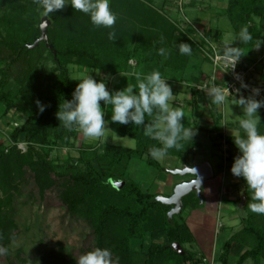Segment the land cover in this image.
I'll return each instance as SVG.
<instances>
[{"label":"trees","instance_id":"16d2710c","mask_svg":"<svg viewBox=\"0 0 264 264\" xmlns=\"http://www.w3.org/2000/svg\"><path fill=\"white\" fill-rule=\"evenodd\" d=\"M154 1L110 0V8L118 16L112 29L94 26L89 15L70 5L65 11L61 9L46 16L50 21L47 39L55 51L54 55L44 41L33 48L29 47L39 38L41 18L44 17L37 0H0L1 115L5 116L13 108L16 98L32 111L20 124L10 121L11 144L7 148H0V247L8 249L4 256L10 264L15 262L9 246L18 236V226L14 220L16 201L30 186L29 193L35 192L39 202L47 195L54 194L65 209V216L85 218L93 240L89 251L95 248L110 249L119 264H200L197 256L182 249L193 239L188 226L177 221L175 216L168 218L171 206L156 201L155 194L146 192L140 184L127 177L133 159L162 169L149 154L151 147H159L160 144L144 136L142 127L111 122L112 110L104 106L105 120L110 130L119 136L134 139V148L81 145L77 158H68L60 163L51 161L47 153L57 143H68L77 138L78 126L66 128L56 116L59 105H63L64 100L72 99L81 79L70 76L68 65L73 61L110 75L134 72L129 77L130 85L137 83V74L146 75L153 70H158L165 79L184 82L187 88L200 84L203 61L199 53L204 61L208 59L191 36V26L181 24L184 28L171 23L167 17L152 9ZM221 1H225V5L216 11V17H225L229 28L226 31L217 26L207 30L202 28L203 34L218 45L219 53L224 54L223 50L229 44L239 47L243 53L248 48L254 49L258 40L263 42L264 0ZM198 3L203 2L189 0L186 6L192 8ZM189 22L198 24L192 19ZM242 27H247L252 34L251 42L245 44L238 41ZM113 30L116 33L115 41L108 38L109 31ZM187 33L190 37H187ZM224 33L232 36L228 43L223 39ZM180 43L191 45V55L179 53ZM161 48L165 50L163 56L159 54ZM130 59L135 60L137 67L128 65ZM47 60L53 63V67L44 74L43 64ZM262 63L260 59L259 65ZM43 78L54 80V85L43 87ZM37 100L46 106L43 113L37 107ZM190 101L192 107L197 109V91L191 93ZM208 103L213 111V121L218 124L220 115L215 111L216 104L210 99ZM101 104L103 106V102ZM145 120L150 122L152 117L146 116ZM260 120L259 131L264 133V115ZM183 124L185 128L191 126L186 116ZM195 129L198 127L195 126ZM210 135L215 145L216 140L222 137L221 133ZM233 136L224 138L230 146V157L237 156ZM193 139L185 142L184 150H169L168 156L179 159L183 166L192 167L193 148L199 145ZM20 143L25 144V151L18 148ZM118 181H124L120 189L112 184ZM241 181L245 207H251L252 193L245 181ZM199 203L200 198L195 192L182 199L183 208L193 209ZM242 230L254 238L255 243L238 256L235 264H244L247 260L264 264V214L248 213ZM147 234L163 241L151 242L143 247ZM174 243L181 246L183 254L174 249ZM235 249L236 244L230 239L224 241L220 246L218 261L229 264ZM21 254V248L14 252L16 262H23ZM57 263L66 264L63 259Z\"/></svg>","mask_w":264,"mask_h":264},{"label":"rangeland","instance_id":"374dc122","mask_svg":"<svg viewBox=\"0 0 264 264\" xmlns=\"http://www.w3.org/2000/svg\"><path fill=\"white\" fill-rule=\"evenodd\" d=\"M189 0H155L152 9L167 17L171 23L181 27L190 19L195 20L198 24L194 25L202 33V28L209 29L217 26L226 31L229 28L228 21L225 17H216V11L225 5V1L221 0H202V4L198 3L195 7L189 8L186 3ZM201 1V0H197ZM70 2V0H69ZM185 4V5H184ZM69 5L62 10L65 11ZM185 28V27H184ZM194 29L191 36L197 42L200 35H197ZM193 30V29H191ZM204 30V31H206ZM187 37H190L186 34ZM264 37V29H263ZM231 34L224 33L225 42L231 40ZM214 42V41H212ZM264 43V39H263ZM220 46V45H219ZM221 47V46H220ZM220 49V48H219ZM247 51V50H246ZM244 51L242 61L246 68L252 67L250 77L255 85L264 86V59L259 65V59H254L260 54L264 55V44L259 48ZM202 75L199 82L211 81L213 69L208 60L202 59ZM254 59V60H253ZM131 68H135L134 59L128 61ZM53 63L50 60L43 64V73L46 74ZM70 76L78 79L85 75L91 74L95 79H105L109 91L124 89L129 84V77L134 72L119 73L115 75L102 73L94 68L82 66L75 61L68 65ZM98 73V74H97ZM217 86H224L228 81L227 75L220 70L216 71ZM42 85L48 88L54 85L52 79H42ZM173 90V98L170 101L171 106L182 108L185 116L190 120L189 128L196 130L194 141L199 144L193 148L192 165H200L208 162L213 168V177L208 179L202 188V202L196 208L185 207L175 216L180 223H184L190 229L193 237L192 242L184 244L185 249L200 259V264H221L218 261L221 244L230 239L236 244V249L229 259V264H235L238 256L246 249L251 248L255 241L254 238L245 234L242 230L248 213H254L250 207H245V199L242 201L241 193L243 192V183L241 178H237L233 185L237 184V190L228 182L226 173L231 169L235 157H230V149L226 154L223 153L221 140L227 136L237 137L243 136L244 132L239 127V121L244 117L243 111L238 105L237 99L228 98L223 105H216L219 115L218 124L213 121V111L210 109L211 97L208 95L210 89H197L196 85L186 87L184 82L175 79L168 80ZM199 84V83H198ZM198 92L199 102L198 108L194 109L191 105V93ZM201 97V98H200ZM110 110L111 106H107ZM104 111V110H103ZM105 112V111H104ZM263 108L258 110L261 117ZM32 114V111L20 103L16 98L13 108L5 115H1L0 111V148H7L11 144L10 132L12 126L10 121L22 123ZM203 129V130H199ZM222 134L213 144L211 135ZM220 141V143H219ZM81 145L100 148L103 145H119L128 148L135 147V141L129 137H122L110 130L108 123L105 126L104 136L99 139L86 138L80 129L77 132V138L71 139L68 143H57L47 150L48 158L60 163L68 158H77L78 148ZM229 145V144H228ZM235 153L238 149L233 144ZM230 147V146H229ZM18 148L22 151L26 150L25 144H18ZM162 169L154 168L146 164L143 160H131L127 177L132 181L141 185L143 190L156 196H169L173 192L175 185L189 181L193 176H179L169 173L170 170L183 168L180 160L175 157L167 156L162 160H157ZM225 177V179H224ZM224 179V182H223ZM240 180V182H239ZM113 186L120 189L124 181L112 182ZM234 189V190H233ZM31 186L26 188L22 195L16 201V209L14 212V220L18 226V236L10 244L9 249L15 263L13 264H58L57 261L63 259L66 264H77L81 253H86L92 248L91 229L85 218L65 216V209L61 206L55 195H47L41 202L38 201L35 192L29 193ZM221 190V193H220ZM236 190V191H235ZM235 191V192H234ZM155 196V197H156ZM197 196V195H196ZM245 207V209H244ZM145 235L143 247L151 242L161 243L163 239L151 238ZM21 248L23 254V262L15 260L14 252ZM88 249V250H87ZM0 264H10L4 255H0ZM244 264H254L252 260H247Z\"/></svg>","mask_w":264,"mask_h":264},{"label":"clouds","instance_id":"9594fccd","mask_svg":"<svg viewBox=\"0 0 264 264\" xmlns=\"http://www.w3.org/2000/svg\"><path fill=\"white\" fill-rule=\"evenodd\" d=\"M37 3L44 16L70 5L73 9L89 15L92 24L96 27L112 29L118 19L117 13L110 8V0H70V2L69 0H37ZM108 38L112 41L116 40L114 30L109 31ZM252 40L253 36L247 27H242L238 41L246 44ZM261 43L262 41L258 40L254 48H259ZM231 45H226L223 52L226 58L233 59L232 68H234L243 53L239 47ZM178 50L181 55H191L192 47L188 43H180ZM159 54L165 55V50L159 49ZM136 81L135 85L127 84L124 89L110 92L105 79L97 80L91 74L85 75L77 83L72 99L64 100L63 105H59L57 119L66 128L78 126L86 138L99 139L104 136L106 126L103 108L111 106V122L120 125L131 123L142 127L144 136L159 142V147L153 146L149 149L153 159L166 158L169 150L172 149L184 150L185 142L192 141L196 130L185 128L184 110L171 106L170 101L174 94L168 79H165L158 70H153L146 75L137 74ZM242 87L246 88L247 85ZM259 91L254 89L252 96L241 95L237 99L245 117L239 121V127L244 135L233 138L238 154L230 171L233 176L242 178L251 191L253 200L251 210L264 214V133L259 131L261 120L258 115V110L264 107V100L254 98ZM208 95L216 105H223L227 100L225 92L217 86H212ZM36 104L43 113L46 106L39 100ZM146 116L152 117V120L146 122ZM7 251V248L0 247V255L6 254ZM77 264H119V260L114 258L110 249L95 248L82 254Z\"/></svg>","mask_w":264,"mask_h":264},{"label":"built area","instance_id":"2783aa9c","mask_svg":"<svg viewBox=\"0 0 264 264\" xmlns=\"http://www.w3.org/2000/svg\"><path fill=\"white\" fill-rule=\"evenodd\" d=\"M187 25H190L191 28L194 31V25L191 24L189 21H187ZM197 35H200V39L197 40L199 43V49L203 53L205 57L209 60V63L213 69L211 81L208 82H201L197 89H210L212 86H217L216 84V71L220 70L223 71L227 77L228 81L225 83L224 86H220V88L225 92L227 99H239L241 95L248 97L252 96L254 89H259V94L255 95V99L258 100H264V86L263 85H255L253 83L252 78L250 77V72L252 70V67H247L243 63L241 59H239L235 67L232 68L233 65V59L226 58L224 54L219 53L218 45H216L214 42H212L211 39L207 38L203 32L200 33L198 29H195ZM202 41H204V44L202 45ZM242 85H247V87H242ZM219 87V86H217ZM229 90V91H228ZM239 90V91H237ZM264 109V107H262ZM223 153L226 154L229 150V145L226 143L225 139L221 140Z\"/></svg>","mask_w":264,"mask_h":264},{"label":"water","instance_id":"95a60500","mask_svg":"<svg viewBox=\"0 0 264 264\" xmlns=\"http://www.w3.org/2000/svg\"><path fill=\"white\" fill-rule=\"evenodd\" d=\"M50 25L49 19L44 16L41 18L40 23V36L35 41L33 45H30V48H33L38 45L40 41H44L46 47L55 55V51L53 50V47L48 43L47 39V27ZM169 173L172 175H179V176H193V178L189 181L179 183L174 186L173 192L169 196H156L155 200L159 201L160 203L164 205L171 206V209L168 211L167 215L168 218H172L174 215H177L180 213L183 205H182V199L184 196L190 194L191 192H195L197 197L200 198V201L202 202V188L204 183L213 177V169L212 166L208 162H203L200 165H195L192 167L184 166L183 168L170 170ZM200 181V183H199ZM242 201H244V198H242ZM174 249L179 253L183 254V250L181 249V246L177 243L173 244Z\"/></svg>","mask_w":264,"mask_h":264},{"label":"crops","instance_id":"0c3cea01","mask_svg":"<svg viewBox=\"0 0 264 264\" xmlns=\"http://www.w3.org/2000/svg\"><path fill=\"white\" fill-rule=\"evenodd\" d=\"M224 41H225V40H224ZM262 44H264V43L262 42L261 45H262ZM254 49H256V48H254ZM246 50H247V51L249 50V51L251 52V50H253V49L248 48V49H246ZM246 50H245V51H246ZM247 51H246V52H247ZM243 53H244V52H243ZM243 55H244V54H243ZM254 59H255V60H256V59H259V60L261 59V62H263L264 55H261V54H260L258 57H255ZM254 59H253V60H254ZM241 60H242V59H241ZM244 62H248L247 59H244ZM244 62H243V63H244ZM263 111H264V109H263ZM263 113H264V112H263ZM263 115H264V114H262V116H263ZM212 169H213V168H212ZM227 176H228V181H229L228 183H229V184H232V185L229 186V187H230V190H232V186H235L234 189L237 190L238 185H237V184L233 185L236 181H238L237 178H236L235 176L232 175V173H231L230 170L226 173V177H227ZM224 179H225V177H224ZM224 179H223V182H224ZM241 179H242V178H241ZM239 182H240V180H239ZM204 185H205V184H204ZM234 189H233V190H234ZM236 190H235V191H236ZM235 191H234V192H235ZM220 193H221V190H220ZM240 196H242V198L245 199L243 192L241 193ZM249 209H251V207H250Z\"/></svg>","mask_w":264,"mask_h":264}]
</instances>
